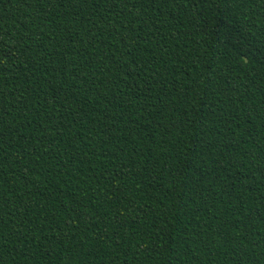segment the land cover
Returning a JSON list of instances; mask_svg holds the SVG:
<instances>
[{"label": "trees", "instance_id": "trees-1", "mask_svg": "<svg viewBox=\"0 0 264 264\" xmlns=\"http://www.w3.org/2000/svg\"><path fill=\"white\" fill-rule=\"evenodd\" d=\"M0 264H264V0H0Z\"/></svg>", "mask_w": 264, "mask_h": 264}]
</instances>
